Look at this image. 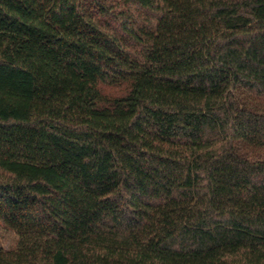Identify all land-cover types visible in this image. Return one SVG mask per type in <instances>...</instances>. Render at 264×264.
<instances>
[{"label":"trees","instance_id":"trees-1","mask_svg":"<svg viewBox=\"0 0 264 264\" xmlns=\"http://www.w3.org/2000/svg\"><path fill=\"white\" fill-rule=\"evenodd\" d=\"M0 221V264H264V0H0Z\"/></svg>","mask_w":264,"mask_h":264},{"label":"rangeland","instance_id":"rangeland-1","mask_svg":"<svg viewBox=\"0 0 264 264\" xmlns=\"http://www.w3.org/2000/svg\"><path fill=\"white\" fill-rule=\"evenodd\" d=\"M104 92L109 96H121L126 93L127 88L114 87V86H102ZM19 238L17 234L0 221V247L5 250L15 249L18 245Z\"/></svg>","mask_w":264,"mask_h":264}]
</instances>
